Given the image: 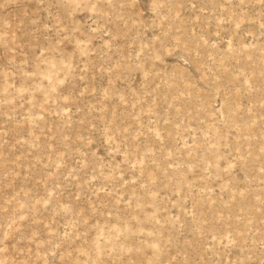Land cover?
<instances>
[{
  "label": "rangeland",
  "instance_id": "374dc122",
  "mask_svg": "<svg viewBox=\"0 0 264 264\" xmlns=\"http://www.w3.org/2000/svg\"><path fill=\"white\" fill-rule=\"evenodd\" d=\"M0 264H264V0H0Z\"/></svg>",
  "mask_w": 264,
  "mask_h": 264
}]
</instances>
